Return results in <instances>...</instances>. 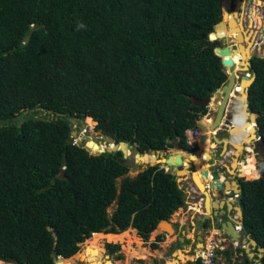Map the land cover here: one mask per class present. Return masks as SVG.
Returning a JSON list of instances; mask_svg holds the SVG:
<instances>
[{
  "label": "trees",
  "instance_id": "obj_1",
  "mask_svg": "<svg viewBox=\"0 0 264 264\" xmlns=\"http://www.w3.org/2000/svg\"><path fill=\"white\" fill-rule=\"evenodd\" d=\"M221 19V0H0V262L54 264L62 256L74 264L100 238L111 240L105 247L116 259L124 257L117 241L126 237L130 250L132 242L147 250L141 238L185 205L172 166L138 154L141 164L155 163L126 175L120 149L94 154L69 141L67 120L88 116L90 129L96 121V130L140 153L193 151L185 132L208 112L193 98L228 78L215 51L227 27L210 38ZM251 64L249 110L264 141V56L254 54ZM42 108L63 115L36 117ZM248 115L244 110L245 121ZM256 166L249 154L238 168L254 177L238 176V201L243 230L264 246V158ZM163 239L159 232L150 246ZM237 250L240 259L223 250L228 264H264L258 248L253 257Z\"/></svg>",
  "mask_w": 264,
  "mask_h": 264
},
{
  "label": "water",
  "instance_id": "obj_2",
  "mask_svg": "<svg viewBox=\"0 0 264 264\" xmlns=\"http://www.w3.org/2000/svg\"><path fill=\"white\" fill-rule=\"evenodd\" d=\"M233 2H235V7L232 8ZM247 2L248 3L245 4V9H246V12H250L251 11V9H250L251 0H248ZM221 4H222V19L219 21V23H217L215 25L214 32L210 33L211 39H213V35L215 34V31L220 33V30L224 27H228L229 29H232L231 18L226 19L227 8L229 10V13H234L236 15H237L236 11L241 9L240 7H238V5H239L238 0H230L229 3L227 0H221ZM251 24H253L252 17H251V20L249 19L248 25L251 26ZM261 25H262V29H264V22H262ZM30 32L25 37L26 39H28ZM239 33L240 32H237V34H236L237 40H238L237 45L235 44V46L230 48L229 44H220L216 47V50H215L216 53L222 57V64L226 68L227 73H228L227 80L213 94H208L204 98H197V97L193 98V100L196 104L204 105V106H208L210 104L213 106V110L210 112V117H212V120L210 121V128L215 130L217 127H221V126H224L226 124L225 127L228 129V133L230 136L237 137V131H233L235 129V126L233 125V123H234V120L236 119V115H235L236 113H239V118H241V115H242L241 112L243 110H245L249 114L247 116L246 122H250L252 119H254V123H255L254 124V131H253V133L250 134L251 139L249 141H243L241 143L242 148L240 149V152H238V153H237V149H239V146L236 145L237 144L236 139L233 140L232 138L230 139L227 137L221 138L218 136V133L217 134L216 133L211 134V137L214 139V142L216 145L234 144V149L236 150L235 153H237V155L234 154L235 155L234 157L236 158L237 161L242 156V152L244 149V142H250V143L254 144L255 147H257L258 144H261L263 149H264V141L262 140V138L258 139L256 137L257 128H258V126H257V113L249 110V91H248V88L252 84L254 79L256 78V73L254 71H252L251 77L248 78L247 77L248 74L246 73V71L249 69H252L251 57L254 54H256L255 53L256 50L254 48L250 49L249 57L247 58V62H248L247 67L241 68L242 77H241L239 84H243L244 80H246V81H248L247 82L248 85H246L244 87V90L242 92L239 89L234 88V84L237 80L238 74H237V70L234 67L232 57L228 56V55L231 54L232 50L237 51V49H239L241 54H243L244 51L248 50V48H249L248 46L251 42V40L247 39L246 40L247 44H246L245 43L246 34L243 35V38L241 36V39H240ZM260 36L262 38H264V32H261ZM244 95H245V99L243 100L242 97ZM231 100H235L236 103L238 102V106L235 107L233 113L227 114L226 109H227V106ZM39 109H41V108L37 107L36 109H34L30 112L26 110L25 113L29 112L30 114L31 113L35 114L37 112V110H39ZM42 111H43V115H39L36 117H42L43 118V116L46 114V118L57 119L60 115H63L62 112L55 113V112H53L52 109L46 110L45 108H42ZM67 121H69L71 123H78L79 122V129L81 131H86L85 130L86 129L85 128L86 122L83 119H80L79 117H69V119ZM196 124L201 129H203V130L206 129L204 122L202 121V117L198 118L196 120ZM98 132L100 135L102 134V136H104V139L106 140V142L108 144V145L106 144V146H107L106 148H100L96 151H92L91 147L88 146V144H87V140L90 137V135H85L83 138L79 137L77 140H75L76 136H75L74 130H72V134L69 137V141L77 142L79 144H83L84 147L88 151H90L91 153H94V154H97V153L104 151V150L113 151V150L120 149L123 153V158L126 160L127 164H129L130 166L139 162L138 160H136V155L140 154L142 156L144 154V153H140L135 146L130 145L125 140L116 141L113 136L105 135L104 133H102L101 130H98ZM243 135L244 134H240L239 136H243ZM206 137H208V135L206 133L202 134L200 137L201 141H204L206 139ZM91 142H95L96 145L101 144L95 138L92 139ZM213 149H215V148H213ZM166 150H168V148H166ZM178 150H180L182 152L184 151L181 148ZM215 150H219V147H216ZM152 151H155L157 153L159 151L163 152L162 149H152L151 148L149 152H152ZM190 154L196 156V154H193V153H190ZM183 155L181 152H178L175 155V159H173V155L168 154L167 157H162L163 160L158 161V163L162 162V163L167 164V165L170 164L172 166V169L175 171V173L178 177L180 175H185L186 173H190V176H191L194 184L197 186L198 190L201 192V194L203 196V198H202L203 199V202H202L203 208H201V210H202L201 216H199V218H197V224H198L199 228L202 229L205 225V221L208 219L212 220L216 223H219L221 226V230L226 235H228L229 240L231 242L232 241L239 242L241 240L244 242L249 241V242H251L252 246L256 245V247L258 248V256H262L263 252H264V246L257 245V241L254 238L250 237V235L247 233H246L247 235L243 236L242 231L240 229L236 228V226L234 225V222H233L234 217L230 214L231 210L236 209L237 212H239V214H240L239 215L240 216L239 221H240L241 225H243L244 213H243V210H242V208L239 204V201H238L239 193L241 191L240 183L235 179L229 180L228 178H226L224 180V179L219 177L220 176L219 172H217V171L209 172V169L204 167L201 171V174L204 178L205 183H204V189L201 191V187H200V185H198V182L196 181L195 174H194V172L196 171V168H197V163L195 162V160L191 161V159L189 157H184ZM210 158H212V157H210ZM241 160H245V158L242 157ZM233 162H234V160L232 161L231 166H233ZM152 163H155V162H152ZM152 163H149V164H152ZM149 164H147V166ZM191 167L194 169L189 172V168H191ZM232 170L233 169H231V171ZM181 171H184V172L182 174H180ZM233 173L236 174L235 171H233ZM61 174L62 175L64 174V168L62 169ZM231 182H232V184H231ZM229 183L231 185H230L229 189L227 190L226 187H228ZM235 192L238 193V196L234 195ZM236 202H238V203H236ZM164 222L171 224V227L168 228L164 224ZM162 225L166 226L167 229H161L159 232H164L165 234L169 235L170 232H172L171 234H174V232L176 231V228L174 227L173 223L170 222L168 219H161L157 225V229H160V227ZM186 236H187V234L185 233V235L182 236V238L180 240L183 242V240L186 239ZM202 239H203L202 235L198 234L197 243H196L197 246H199V245L203 246ZM102 249L104 252L107 251L105 245L102 246ZM246 251L248 252V255L250 257H252L254 255V252L251 250H248L247 248H246ZM172 253L173 254L176 253V250H174ZM59 257H62V256H57L56 258H59ZM191 260H194V259H191ZM13 263L14 264H20L18 262H13ZM106 263L111 264L112 260L107 259L104 262V264H106ZM54 264H58V260L55 259ZM171 264H175V263H171ZM255 264H262V262L258 260Z\"/></svg>",
  "mask_w": 264,
  "mask_h": 264
},
{
  "label": "rangeland",
  "instance_id": "obj_3",
  "mask_svg": "<svg viewBox=\"0 0 264 264\" xmlns=\"http://www.w3.org/2000/svg\"><path fill=\"white\" fill-rule=\"evenodd\" d=\"M245 4H246V2L244 1V4L242 6L243 8L241 9V12H240V14H241L240 18L242 19V23L245 27V30L247 31L248 39L249 40L251 39V42H250L248 47H249V49H251V47H253L252 45H254V42H257V43H255L256 47L254 48L256 50L255 53L257 55H263L264 56V39H261L259 37L260 25L262 24V22H264V0L262 1V4H259V5L258 4H251L250 5L251 9L254 8V10H256V12H257L256 14H251L250 12H246ZM238 7H241V6L238 5ZM251 17L253 20V24L255 21H257V26L254 29L252 27L253 24L249 27H246V25H245L246 19L249 18L251 20ZM250 28H252V29H250ZM220 39H221V44H229L230 48L235 46V42H234V40H232L233 39L232 36L231 37H224V38H220ZM246 40H247V38L245 39V42H246ZM248 52L249 51H247V53ZM230 56L232 58L235 56L233 50H232ZM248 57H249V54L247 55L246 58H248ZM233 63H234L235 68H236V66L239 67V66H241V59L240 58L239 59L234 58ZM238 70H241V69H238ZM246 85H248V84H246ZM246 85H244V86H246ZM231 104L234 106H237V103L233 100L230 102V105ZM211 107L213 108L212 105H211ZM87 117H85V119H84L85 121H86ZM205 118H206V116H205ZM252 121H254V119H252ZM94 125H96V121H95ZM94 125L92 126V129H90V127L87 124L86 131H81L79 129L78 123H77V125H73V130H74L75 136L83 138L85 135H91L95 139L96 138L102 139L100 141H102V143H104L106 145L107 144L106 140L105 139L103 140V138H101V135L99 134L98 130L95 129ZM205 127H206L205 130L202 129V134L206 133L207 135H209L208 134V128H207L208 126L205 125ZM221 128H222V126L220 128L218 127V130H221ZM221 135H225L228 138L229 137L232 138V136L227 134V132H220L218 134V136H221ZM237 135H239V134H237ZM210 139L213 140L212 137H210ZM198 140H199L200 144H202L204 142V141H201L200 138ZM236 142L239 145H241V143L243 142L242 137L237 138ZM167 148H168V150L163 149V152L160 153V155H159L160 157L161 156L167 157L168 154H170L174 149H176V150L180 149L177 146H171V147L169 146ZM239 149H241V148H239ZM178 152H180V151H173L172 152V155L174 158H175L176 153H178ZM184 152H185L184 155L182 154L184 157H188L187 155L191 153L189 151H184ZM211 152L214 153V155L218 156L216 150H211ZM250 153L255 156V162H257V156L255 155V152H250ZM259 154H260L261 158H264V151H263V148H261V147L259 148ZM196 158L202 159L201 162L205 163V160H203V158H206V156L204 157L202 155H200V156L198 155ZM207 160H209V159H207ZM160 163L162 164V162H160ZM236 164L237 163L234 162L233 165L236 167ZM146 166L147 165L141 164L140 162L135 163V164L130 166V169L126 175L134 176L138 173L139 170L143 169V167H146ZM193 169L194 168H192V167L189 168V172L192 171ZM196 170L198 171L199 168L198 169L196 168ZM240 175H242V174H240ZM228 178H232V176L228 177ZM246 178H253V177L246 175ZM122 179H123V176L118 178V184L121 183ZM235 180H237V179H235ZM178 181L180 182L181 186H183L185 188L186 199H187L188 203H195L194 206L196 207L198 205L197 203L199 202V200H198L199 199V192L191 190L193 180L190 176V173H187L185 175H180L178 177ZM115 204L116 203L114 202L113 205L110 207V209H109L110 211L113 210ZM186 206L187 205L184 206L185 208L183 211L181 209H178L177 213L172 214V216L170 217L169 220L175 226L176 231L174 232V234H171L172 232H170L169 235L165 234V239H163L162 241L159 242V247H157V248L151 247L150 242L155 240L156 235L159 233V231L161 229H167V227L164 225H162L160 227V229L156 228L154 230V232L150 234L148 240H143L141 238L143 247H145L147 249L146 251L140 250L141 248L140 249L138 248V245L136 242L131 243L132 250H130L129 249L130 238L126 237V239L124 241H117V242H120V244H121L120 251L123 252V254H124L123 258L116 259L113 257V255L109 254L108 251L104 252L103 249H102L103 254L101 256V255H99L100 252H98L99 244L101 243V245L104 246L107 241H111V240H109L107 238H100V239L94 241V243L92 244L91 249H90V250H92V249L95 250V253L97 254L96 259L99 261V263H97V262L90 263V262L86 261L84 258L79 259L77 257L73 258V263L74 264H104V262L107 259H111L112 260L111 264H171L173 262H175V264H187L188 260L195 258L193 245H194V239H195L194 235H195L196 227H195V225H191L190 221H187L185 227H181L179 225L180 224L179 222H183V220L186 219L190 215L189 214L190 210L188 211V208H186ZM195 210L198 211V213L195 216L199 217L202 210H200V208L199 209L197 208ZM238 215H240L239 212H238ZM181 231H182V234H181ZM219 231H220V229H215V228L211 229V230L206 229L205 232L203 233V235L205 236V239H210L212 237L211 235L215 236V239H217L218 237H221L224 235L222 230L220 232ZM183 232H185L187 234L186 239L190 238V241H187L185 239V240H183V244L180 247L175 248V243L179 239V236L185 235V233H183ZM242 234H243V236L247 235L244 231L242 232ZM114 242H116V241H114ZM225 244H226V247L233 250L234 257H236L238 259L241 258L240 251L237 250L238 247H243L245 249L247 248L248 250L253 251L254 255L257 252L256 251V249H257L256 245L252 246L251 242H249V241L244 242L241 240V241L237 242L236 244L229 243V242H225ZM199 246H201V245H199ZM82 249H83V245L81 244L80 249L76 253H79L80 251H82ZM134 249H139V252L135 253ZM174 250H176V253L173 254L172 252ZM188 255H193V257L190 258ZM238 255H240V257H237ZM220 260H221V264H223V263L228 264L227 259L223 258ZM66 262H67V260H65L64 262L62 261L60 264H66ZM233 262H234V260H233ZM233 262L231 264H233ZM10 263L14 264L13 262H10ZM0 264H5V262H0ZM106 264H108V263H106Z\"/></svg>",
  "mask_w": 264,
  "mask_h": 264
},
{
  "label": "flooded vegetation",
  "instance_id": "obj_4",
  "mask_svg": "<svg viewBox=\"0 0 264 264\" xmlns=\"http://www.w3.org/2000/svg\"><path fill=\"white\" fill-rule=\"evenodd\" d=\"M239 1V6H241L240 8L242 9L243 7V4H244V1L246 2V4L248 3L247 1L248 0H238ZM262 1L263 0H251V2H250V5L251 4H262ZM233 7H235V2H233L232 3V8ZM241 9L240 10H237L236 12H237V15L236 14H234V16H235V19H236V21L234 20V26L236 27V29L237 30H239V31H237V32H241V34H242V38H243V35L244 34H246V38L248 39V35H247V31L245 30V27L242 25L243 23H242V19L240 18V12H241ZM250 9H251V6H250ZM251 14H256L257 12H256V10H254V8H252L251 9ZM229 12L227 11V15H226V19H228L229 18ZM248 22H249V18H247L246 19V22H245V25H246V27H249V25H248ZM252 25V24H251ZM257 26V22L255 21V23H254V25L252 26L253 27V29L255 28ZM261 29H262V25H261V27H260ZM250 29H252V28H250ZM237 32H232L231 31V29H229L228 27H227V37H233V39L232 40H234V42H235V44L237 45V42H238V40H237ZM251 40V39H250ZM246 44H247V42H245ZM255 43L256 42H254V45H253V47H251V48H255L256 46H255ZM233 46V45H232ZM250 50V49H249ZM234 51V50H233ZM237 51L238 52H240V50L239 49H237ZM241 53V52H240ZM247 82L248 81H246V80H244V82H243V84H239V87H238V89L240 88V87H243L244 85H246L247 84ZM245 87V86H244ZM238 106V105H237ZM237 106H234V105H231L230 107H229V109H228V111H230L231 113H233V111H234V109H235V107H237ZM241 108V107H240ZM213 110V108H211V111ZM241 114H242V117H243V119H244V126L246 125V121H245V116H244V110L241 112ZM237 116H239V113H237L236 114ZM221 138L223 137V136H220ZM101 138H103V140H104V136H102V134H101ZM237 138H239V137H237ZM236 138V139H237ZM97 139V138H96ZM98 140V142L99 143H102V141H100V140H102V139H97ZM227 146H231V144L230 145H227ZM252 147L253 146V152H255V155L257 156V160L259 159V156H260V154H259V148L261 147V148H263L262 147V145L261 144H258L257 145V147H255L254 146V144H252V143H250V142H244V149H243V152H242V156L238 159V162H240L241 161V158L242 157H246L247 155H249V154H251V153H249L248 152V147ZM222 150H223V144H221L220 145V147H219V153H221L222 152ZM233 150L235 151V149L233 148ZM264 151V150H263ZM202 159H198V162H197V169L199 168V166H198V163H199V161H201ZM203 160H205V163H207V159L206 158H203ZM233 168V170L232 171H230V172H228L227 174H229V176L228 177H231L232 176V178H228L229 180H232V179H237V181L239 182V179H238V176H242V175H240V173H239V169H238V167L236 166H234L233 165V167L231 166V169ZM199 173H200V175L202 176V174H201V170H200V168H199ZM233 171H235L236 172V174H234L233 173ZM205 183V182H204ZM240 183V182H239ZM231 184H232V182H231ZM230 183L228 184V187H230V185H231ZM234 184V183H233ZM201 192H199V195H200V197H201V195L202 194H200ZM238 203V202H237ZM230 214L234 217L233 219V222H234V225L236 226L237 224H239V220H240V216L238 215V212H237V210L236 209H233V210H231L230 211ZM201 216V215H200ZM197 218L198 217H194V222L192 223V222H190V224L191 225H195V227H196V231H195V235H194V237H195V239H194V248H195V246H196V243H197V236H198V234H201L202 235V237H203V239H202V241L204 242V239H205V236L203 235V233L205 232V230L206 229H220V231H221V226H220V224L219 223H216V222H214V221H212V220H206L205 221V225H204V227L202 228V229H200L199 228V226H198V224H197ZM236 228H237V226H236ZM242 232L244 231L243 230V228H241L240 229ZM219 231V232H220ZM223 232V231H222ZM221 232V233H222ZM223 234H224V236L226 237V239H227V242H229L230 243V240H229V237H228V235H226L224 232H223ZM187 240L188 241H190V238H187ZM232 242H236V241H232ZM99 247V246H98ZM91 251V253H92V257L95 259L97 256H96V253H95V250H90ZM89 251V252H90ZM98 252H100L101 254H103L102 253V251H101V249H100V247H99V250H98ZM195 255V254H194ZM20 264H25V263H20Z\"/></svg>",
  "mask_w": 264,
  "mask_h": 264
},
{
  "label": "crops",
  "instance_id": "obj_5",
  "mask_svg": "<svg viewBox=\"0 0 264 264\" xmlns=\"http://www.w3.org/2000/svg\"><path fill=\"white\" fill-rule=\"evenodd\" d=\"M257 22V21H256ZM229 106H231V105H229ZM228 113L230 114V111H228ZM227 113V114H228ZM239 120H242V121H244V119H243V117H242V115H241V118H239ZM225 124V123H224ZM226 125V124H225ZM225 125L224 126H222V128H221V130H219V133L220 132H227V134H229L228 133V129L225 127ZM243 126H244V122H243ZM221 136H223V137H226L225 135H221ZM220 137V136H219ZM228 138V137H227ZM237 137H234V138H232L233 140L234 139H236ZM210 138H208V137H206V139L204 140V142L202 143V144H200L199 143V140H198V149H199V153H202V156H206V159H209L208 161H207V163H208V166H205L206 168H208L209 169V172H212V171H217V172H219V177L220 178H222V179H226V178H228V176H229V174H227L228 172H230L231 171V163H232V161L234 160V162H236L237 164L239 163V162H237V160H236V158L234 157L235 155H237V153L238 152H240V149H237V153H235V151L233 150V148H234V144H231V146H227V144H223V150H222V152L221 153H219V151L218 150H216L217 151V155L218 156H216V155H214V153H212L211 152V149H210V147H213L212 146V143L210 142V140H209ZM231 139V138H230ZM243 139V141H249L250 139H251V137H249V138H247V137H243L242 138ZM216 147H220V145H217ZM216 147H214L215 149H216ZM239 148H242L241 146H239ZM215 149H213V150H215ZM251 150V149H250ZM234 152V153H233ZM233 154H235V155H233ZM210 157H212V158H210ZM234 162H233V164H234ZM233 167V166H232ZM233 169V168H232ZM193 184H194V182H192ZM207 183V182H206ZM192 184V185H193ZM195 185V184H194ZM196 186V185H195ZM197 187V186H196ZM227 188V190L229 189V187H226ZM191 190H193V187L191 186ZM194 191V190H193ZM202 196V195H201ZM203 197V196H202ZM199 202L197 203L198 205L195 207L194 205H195V203H188V201H187V199L185 200V205H187L186 206V208H188V211L190 210V215L186 218V219H184L183 220V222H179L180 224V226L181 227H185L186 226V223H187V221H190V222H194V217H195V215L198 213V211L197 210H195V209H199L200 208V210H201V208H203V199L202 198H200V195H199ZM237 203V202H236ZM184 205V206H185ZM184 206H182V207H179V209H181L182 211L184 210ZM230 207V206H229ZM191 208V209H190ZM201 214V213H200ZM199 218V217H198ZM131 228V227H130ZM134 228V227H133ZM183 231V230H182ZM182 231H181V234H182ZM134 233L137 235V229L135 228V230H134ZM183 233H185V232H183ZM138 236V235H137ZM140 237V236H139ZM141 238V237H140ZM182 238V236H179V239H181Z\"/></svg>",
  "mask_w": 264,
  "mask_h": 264
},
{
  "label": "bare ground",
  "instance_id": "obj_6",
  "mask_svg": "<svg viewBox=\"0 0 264 264\" xmlns=\"http://www.w3.org/2000/svg\"><path fill=\"white\" fill-rule=\"evenodd\" d=\"M228 1V3L230 2V0H227ZM227 11L229 12V10H228V8H227ZM229 18H231V22H232V29H231V31H233V33L234 32H237V31H239V30H237L236 29V27L234 26V20L236 21V19H235V16H234V13H229ZM237 22V21H236ZM241 32L239 33V37H240V39H241ZM247 51H249L248 53H247ZM250 53V50H249V48H248V50H246V51H244L243 52V54H241L240 52H238V51H234V57L232 58V59H234V58H240L241 59V66H236V70H238V69H241V67L242 68H246L247 67V65H248V62H247V55ZM246 65V66H245ZM243 66H245V67H243ZM239 90L242 92L243 90H244V86L243 87H240L239 88ZM242 99L244 100L245 99V95L242 97ZM210 118H208L207 116H206V118L204 117V118H202V121L204 122V124L206 125V126H208L207 128H208V134H210V132H211V130H213V129H211V128H209L210 127ZM234 126H235V129L233 130V131H237V134H244L243 136H239V135H237V137H247V138H249L250 137V134L251 133H253V131H254V126H252V125H250V124H246L245 126H243V121L242 120H237L236 122H235V124H234ZM220 128V127H219ZM204 134V133H203ZM91 140L92 139H94L91 135H90V137H89ZM88 138V140H87V144H89V143H91V140ZM210 140V139H209ZM236 145H238V146H241V145H239L238 143L236 144ZM98 146V149H100V148H103L104 146H105V144L104 143H101L100 145H97ZM213 146V145H212ZM242 147V146H241ZM212 147H210V149H211ZM211 150H213V149H211ZM182 154H184L185 152H182V151H180ZM160 153H162V152H155V151H152L150 154L149 153H144L143 155H147V159H146V161H145V163L148 161V159L150 158V156H157V157H159L160 159H159V161H162L163 159L159 156L160 155ZM159 154V155H158ZM200 155H202V153H200L199 154V156ZM190 159H191V161H194L195 160V162L197 163L198 162V159L196 158V156H198V155H191V154H188L187 155ZM184 162V161H183ZM245 162V160H243L240 164L238 163V164H236V166L239 168L240 167V165L241 164H243ZM198 166H199V168H200V170L202 171V169H203V167H205V166H208V163H203V162H201V161H199V163H198ZM184 171H181V173L180 174H182ZM187 174V173H186ZM194 174H195V179H196V181L198 182V185H200V187H201V191L204 189V178H203V176H201L200 175V173H199V171H195L194 172ZM191 209V208H190ZM170 221V220H169ZM164 224L169 228V227H171V224H169V223H166V222H164ZM94 250V249H93ZM135 253L136 252H139V250H135L134 251ZM97 255V254H96ZM99 255H101L102 256V254H100L99 253ZM190 258H192L193 257V255H188ZM195 256V255H194ZM85 259L86 261H88V262H90V263H94V262H97V263H99V261L95 258H93L92 257V253H91V251L88 253V254H82L81 255V259ZM62 259H63V257H59L57 260H58V264H60L61 263V261H62ZM67 260V259H66ZM173 263H175V262H173Z\"/></svg>",
  "mask_w": 264,
  "mask_h": 264
},
{
  "label": "built area",
  "instance_id": "obj_7",
  "mask_svg": "<svg viewBox=\"0 0 264 264\" xmlns=\"http://www.w3.org/2000/svg\"><path fill=\"white\" fill-rule=\"evenodd\" d=\"M236 88H238V86H236ZM210 112H211V107H209L207 117L212 120V118L209 117ZM214 132H216V130H211L210 133H214ZM201 134H202V129L197 125L193 128L186 130L187 142L189 143L191 147L194 148L197 146L198 144L197 139L200 138ZM195 152L196 154H200L199 149H196ZM244 177H246V175H244ZM192 187L194 191L200 192L194 184L192 185ZM234 195L238 196V193L235 192ZM200 198H203V197L201 196ZM236 226L238 229L242 228V225L240 222ZM211 236L212 237L210 239H204L203 246H197V245L195 246L194 248L195 259L200 258L203 264H221L220 259H223V258L226 259V255L223 253V250L226 248L225 242H227V239L224 235L221 237H218L217 239H215V236L213 235Z\"/></svg>",
  "mask_w": 264,
  "mask_h": 264
},
{
  "label": "clouds",
  "instance_id": "obj_8",
  "mask_svg": "<svg viewBox=\"0 0 264 264\" xmlns=\"http://www.w3.org/2000/svg\"><path fill=\"white\" fill-rule=\"evenodd\" d=\"M254 23H255V22H254ZM258 27H259V26H258ZM260 27H261V25H260ZM261 32H264V29H261V28H260V33H259V37H260L261 39H264V38H262V37L260 36ZM256 43H257V42H256ZM255 45H256V44H255ZM225 70H226V68H225ZM252 71H253L252 69H249V70L246 71L247 74L249 73L248 76H247L248 78L251 77V75H252ZM226 72H227V70H226ZM237 74H238V77H237V80H236V82H235V84H234V88H236V86L239 87V82H240L241 77H242V72H241V70H237ZM236 84H237V85H236ZM236 89H238V88H236ZM233 90H234V89H233ZM212 94H213V93H212ZM231 101H232V100H231ZM231 101H230V102H231ZM233 101H235V100H233ZM230 102H229V104H228V106H227L226 113H228V109H229V107H230V106H229V105H230ZM231 105H232V104H231ZM237 105H238V102H237ZM209 107H211L210 104L208 105V111H209ZM211 108H212V107H211ZM207 113H208V112H207ZM207 113H206L205 116H207ZM230 113H231V112H230ZM236 114H237V113H236ZM236 114H235V115H236ZM209 117H210V116H209ZM238 119H239V116L236 115V119H235V120L237 121ZM83 120H84V119H83ZM235 120H234L233 125H234L235 122H236ZM84 121H85V120H84ZM85 122H86V121H85ZM73 125H77V123H72V126H73ZM196 125H197V124H196ZM196 125H195V126H196ZM78 126H79V122H78ZM86 126H87V123H86ZM86 126H85V128H86ZM197 126H198V125H197ZM94 127H95V125H94ZM189 129H190V128H189ZM85 130H86V129H85ZM215 130H216V132H214V133H216V134L218 133V134H219L218 127H217V129H215ZM185 134H186V132H185ZM211 134H213V133H210V134L208 135L209 138L211 137ZM201 135H202V134H201ZM186 137H187V135H186ZM200 137H201V136H200ZM256 137H257L258 139L261 138V136H260L258 133H256ZM78 138H79V137L76 136V137H75V140H77ZM229 138H231V137H229ZM232 138H234V136H232ZM210 142H211L212 145H213L212 149H213L214 147L217 146V145L215 144V142H214V139H213V140L210 139ZM197 143H198V139H197ZM188 144H189V143H188ZM198 147H199V146H198V144H197V146L194 147V150H193V151H189V152H191V153H193V154H196L195 150L198 149ZM249 148H251V149L253 150V146H252V147L249 146V147H248V150H250ZM181 149H182V148H181ZM183 150H184V149H183ZM252 150H250V151H248V152H249V153H250V152H253ZM263 150H264V149H263ZM184 151H186V150H184ZM196 155H199V154H196ZM233 155H234V154H233ZM242 161H243V160H241V161L239 162V164H240ZM245 161H246V157H245ZM237 162H238V161H237ZM256 164H257V162H255V168H257ZM242 176H244V175H242ZM201 212H202V211H201ZM200 215H201V214H200ZM200 215H199V216H200ZM168 220H169V219H168ZM174 227H175V226H174ZM230 243H234V242H231V241H230ZM235 243H237V241H236ZM235 243H234V244H235ZM226 248H227V247H226ZM194 259H195V258H194Z\"/></svg>",
  "mask_w": 264,
  "mask_h": 264
}]
</instances>
